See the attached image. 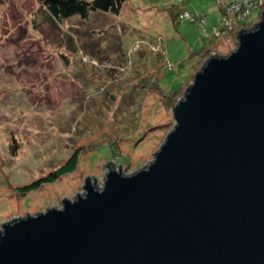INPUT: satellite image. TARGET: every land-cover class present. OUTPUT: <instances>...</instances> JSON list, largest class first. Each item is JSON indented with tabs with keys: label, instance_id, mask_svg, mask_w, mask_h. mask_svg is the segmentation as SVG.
I'll return each instance as SVG.
<instances>
[{
	"label": "rangeland",
	"instance_id": "obj_1",
	"mask_svg": "<svg viewBox=\"0 0 264 264\" xmlns=\"http://www.w3.org/2000/svg\"><path fill=\"white\" fill-rule=\"evenodd\" d=\"M227 2L125 0L53 23L36 0H0V232L82 195L86 176L101 187L107 161L123 175L150 165L204 60L237 47V31L213 34Z\"/></svg>",
	"mask_w": 264,
	"mask_h": 264
},
{
	"label": "water",
	"instance_id": "obj_2",
	"mask_svg": "<svg viewBox=\"0 0 264 264\" xmlns=\"http://www.w3.org/2000/svg\"><path fill=\"white\" fill-rule=\"evenodd\" d=\"M260 16L204 60L148 167L107 161L101 187L86 176L59 209L2 223L0 264H264Z\"/></svg>",
	"mask_w": 264,
	"mask_h": 264
},
{
	"label": "trees",
	"instance_id": "obj_3",
	"mask_svg": "<svg viewBox=\"0 0 264 264\" xmlns=\"http://www.w3.org/2000/svg\"><path fill=\"white\" fill-rule=\"evenodd\" d=\"M36 1L45 8L49 16V19L53 23L61 22L62 20H65V19H68L74 16H77L81 19H86L88 15L93 12L118 14L122 5L125 2V0H36ZM217 4L220 6L219 3ZM177 15L179 16V20L183 22L187 21L188 23L193 24V21L184 20L182 18L180 19V16L184 14L182 12L178 13L177 10H174L172 12V19H175ZM189 15L191 14L189 13ZM220 35H225L224 37H227L231 35V32L221 31ZM209 42L213 43L211 38ZM68 48L69 50H72V51L74 50V46H72L71 39H68ZM203 51H208V48H203L201 50V53ZM152 85L156 87L155 90H160V88L156 86L155 84H152ZM176 94L178 93H171V94L165 93L164 96H166L168 99H172L174 95ZM111 148H112V145H111ZM114 149L115 148H113V150Z\"/></svg>",
	"mask_w": 264,
	"mask_h": 264
},
{
	"label": "built area",
	"instance_id": "obj_4",
	"mask_svg": "<svg viewBox=\"0 0 264 264\" xmlns=\"http://www.w3.org/2000/svg\"><path fill=\"white\" fill-rule=\"evenodd\" d=\"M220 1V0H218ZM264 0H228L224 4L223 15L219 18L220 27H215L213 29V34L215 32L220 33L221 31H232L238 32L241 28L244 30L251 29L253 24H258L261 21L260 14L264 11ZM221 5V3H219ZM256 12L257 17L254 21L250 22L249 26L243 23L246 19L250 18L251 15ZM193 21V16L189 14H184L180 16V19Z\"/></svg>",
	"mask_w": 264,
	"mask_h": 264
}]
</instances>
